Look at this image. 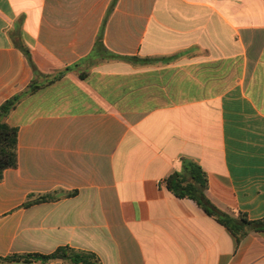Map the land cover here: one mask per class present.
<instances>
[{"label":"crops","instance_id":"0c3cea01","mask_svg":"<svg viewBox=\"0 0 264 264\" xmlns=\"http://www.w3.org/2000/svg\"><path fill=\"white\" fill-rule=\"evenodd\" d=\"M21 46L45 75L72 70L8 118L0 257L264 264V230L237 236L166 185L191 159L215 207L264 219V0H0V105L34 78Z\"/></svg>","mask_w":264,"mask_h":264},{"label":"trees","instance_id":"16d2710c","mask_svg":"<svg viewBox=\"0 0 264 264\" xmlns=\"http://www.w3.org/2000/svg\"><path fill=\"white\" fill-rule=\"evenodd\" d=\"M23 53L29 60L34 71V78L29 86L7 99L0 105V182L3 174L7 169L17 168L18 166V127L8 123L10 114L18 107L20 102L27 96L32 95L40 89L51 85L72 70L67 67L53 75H45L39 71L35 65L31 51L26 46H21ZM106 51L103 43L102 32L98 35L95 43V52ZM41 78H44L41 79ZM83 78V75H81ZM181 169L174 172L166 179L168 190L176 197L194 200L209 216L217 219L221 224L226 226L231 232L240 236L244 235L247 228L255 230H264L263 220H249L244 214L234 218L229 214L220 211L215 207L205 195L208 186V177L203 168L188 158L180 160ZM44 197H38L35 201H43ZM34 201V202H35ZM33 202H28V206ZM53 260H63L69 264H100L98 257L93 253H79L69 247H60L49 255L27 254V255H9L5 258L0 257V261H23V262H48Z\"/></svg>","mask_w":264,"mask_h":264}]
</instances>
